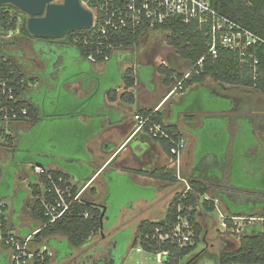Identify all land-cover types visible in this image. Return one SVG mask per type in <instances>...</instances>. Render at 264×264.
<instances>
[{"label": "trees", "instance_id": "obj_1", "mask_svg": "<svg viewBox=\"0 0 264 264\" xmlns=\"http://www.w3.org/2000/svg\"><path fill=\"white\" fill-rule=\"evenodd\" d=\"M210 2L213 8L221 15L238 23L240 26L251 31L264 41V0H210ZM19 15L21 16V21L18 34L9 38L4 37L11 29L13 30L15 28L19 19ZM26 20L27 19L24 14L20 13L14 7L9 5L0 6V35L3 36V38L0 40V76H9L10 72H12V75L16 74L19 80L22 79L24 81L22 85H19L21 98L17 103V108L26 109L27 116L18 120V122L14 123V125H23L33 122V126L30 131H28L26 134L20 135L17 138V142L16 139L11 135H4V142L6 143L5 146L10 147L15 141V145L13 146L15 150L14 159L10 160L6 165H4L7 169L10 166L13 169H10L11 171H7L4 170L3 166L2 172H0V186L2 185L1 180H3L2 183L4 186H11L12 190V184L14 182L13 177L18 167L22 165L32 166L33 170L36 167L35 165H38V167L41 168L42 172L39 175L32 174L29 178V189L31 191V195L33 196V202L30 207V215L39 223V227L37 228L39 232L34 236V242L44 243V246L48 250L41 257H37L35 255L31 264H47L52 258H55V261L57 262L60 256L62 257L60 258V261H62L66 258H69L73 251H80L82 248H84L93 235L104 231L102 222L103 219H106L107 223H113L117 215V206H115V214L113 217H106L109 204L107 198L104 199V205L107 207L106 212L104 210V214L101 217L103 208L94 204L93 201L89 199L95 194V190H88L87 194L82 193L80 198L71 205L69 211L64 216H62L58 221L48 224L47 218L43 217V210L39 200V197L41 196L39 184H42L43 188H47V174L51 175L54 180L61 178L63 182L72 184L74 183L71 182L72 177H74L76 180L91 178L92 169L88 165L76 164L78 161L85 163L89 162L91 157L88 153V156L82 158H62L58 155H47V153L44 152V148L41 150L40 147L44 146V138L47 137L49 133L53 132L51 126H53L56 121L60 119H71L74 121L75 118L80 115L87 116L91 119V123L86 128L81 124L80 125L85 128L87 134L90 130L89 128L93 126V129L90 131V137H94L97 133L95 132L97 130L96 125L99 122L100 116L104 115L99 113L98 109L102 108L104 99L110 103H113L117 100L116 89L118 88L108 90L105 98L102 96L101 105L99 103L97 104V101H95L94 98L90 96L92 99L87 101V104L90 107V104L92 103L93 105V102L95 101L96 104H94V107L96 108V111L79 113L80 115L78 116L71 115L64 118H46L44 114L48 107L53 104L49 102V99H51L49 95V88L39 86L35 91L28 93L31 85L38 84L37 79L26 74L22 70L19 63L13 59L14 57L12 52L9 49L16 45H22L29 42L36 43V45L38 44L36 48L40 50L42 49L40 46L42 44H47L48 47L52 48V45L58 43L67 48H74L77 51V55L83 60L90 59L95 63H105L113 57V50L134 47L147 32L142 30H137L134 32L127 31L123 32L122 34H109L107 37H102L97 34L94 29H86L70 32L63 36V38L61 37L59 40H57V38L32 37L26 30ZM154 31L168 33V37L166 39L167 44L173 48L178 59L183 62L185 70L194 68L197 61L204 57L201 67L195 68V70H197L199 73L197 75H192V77L186 81L187 87L194 84H200L206 78H210L215 83L225 84L235 88L252 89L264 98L263 44L256 45L252 50L257 61L256 69L254 71L253 67L251 66L252 62L249 61L247 63H242L238 54L233 51L219 50L216 58L207 56L208 38L205 35V32L199 30L197 26L192 23L184 24L179 19H172L157 27ZM74 37L77 38L76 42H73ZM72 58L73 57H71V59ZM81 64L82 63L74 66L70 65V67H67L65 70L64 75L60 77V82L56 85L55 89H59L60 92L63 91L64 98H57L56 96L57 102H55V104L59 105L64 103L68 105L71 102H75L72 97H69L70 93L65 91L62 86L66 83L76 80L74 73L75 70L78 69L77 67H80ZM160 72L164 75V84L169 86V89L174 82L172 79L173 75H175L177 79H181L184 74V72L180 71L179 67H177L175 63H171L170 68L161 67ZM135 80L136 76L133 74V71L131 69H127L121 73L120 81L116 83L114 87H118V85L122 83L124 89L127 90L134 86ZM105 87L109 86L106 85ZM103 92L104 91L100 89V93H98L97 96L103 95ZM30 94L32 100L29 98ZM119 98L122 102H133L132 95L127 92L122 93ZM153 111L139 110L138 113L146 115ZM153 120L156 123H161L169 134L181 136L175 127L166 125L162 122L163 115L158 113V111L153 114ZM38 128L40 144L38 142L37 143L39 149L32 150L29 148L28 144L32 135L34 132L36 133ZM55 130L58 131L59 128H56ZM49 137L46 139L51 141V138ZM154 141L160 143L162 152L164 154L171 156L170 148L172 144L169 140L162 139ZM48 148L52 149L53 146H48ZM65 151L68 150L66 149ZM31 154H34L36 158L41 157L45 161L40 163L35 159V157L33 158L32 156H29ZM171 157L174 159L173 156ZM251 158L254 157H248V159ZM65 161L67 164H70L69 167L62 166L64 165L63 162ZM249 161L250 160H248V162ZM232 165V163L230 164L228 162L224 170L222 169V172H219L216 180L209 179L207 177L205 179H200L195 176L196 174L188 175L181 172L182 177L187 181L191 190L186 194L185 198H181L180 193L174 195L167 207L164 219L162 221L153 222L144 220L138 224L136 228V234L139 247L143 251L153 254L167 252V256L162 259L161 264H180L183 259L187 258L193 252L196 244L199 242L202 230L201 226L195 220L197 208L199 206L200 199H202L201 205L208 212L215 210V201L217 203H221L222 206H224L223 208L226 212L224 221L228 229L233 227V218L243 219V221H247L248 219H259V223L250 225L244 230V234L240 236L239 244L236 248L223 251L217 256V264H264V212H262L264 211V194L259 195V193H256L254 190L245 189L243 190V197H248V209H233V205H235L236 202V193L232 191V189L229 187L230 185L228 184L232 174L231 171L234 168ZM257 166L260 167L261 165L259 164ZM9 172L10 175L8 174ZM133 174L170 184L178 182L174 170L168 169L166 167L154 169L150 172H133ZM244 174L250 178H255V176H253L255 174H247L245 170ZM8 177H11L12 180L7 183L6 178ZM85 185L86 182L80 186L74 183L72 185V194L75 195ZM13 192V197H15L17 193L14 189ZM20 193L24 194V196H22L24 201L27 200L29 193L23 191ZM206 195H208L209 198L205 199L204 197H207ZM252 198L255 199L253 200ZM9 199H12L11 193H4L0 197L1 202ZM28 205L29 204H27V206ZM121 206L122 205H119V207ZM0 208L2 211L7 209L5 204H2ZM178 218H184L188 221L191 227L190 231L192 233L191 243L183 247H178L176 243H172L169 240L159 241L158 236L160 234H166L168 231H170L177 224ZM0 232L3 235L8 234L6 231V218L3 214H0ZM57 237H63V240L58 241ZM61 243L66 244L69 253H63L64 255L60 253L61 250L57 248V244ZM0 264H11L10 256L6 251H0Z\"/></svg>", "mask_w": 264, "mask_h": 264}, {"label": "rangeland", "instance_id": "obj_2", "mask_svg": "<svg viewBox=\"0 0 264 264\" xmlns=\"http://www.w3.org/2000/svg\"><path fill=\"white\" fill-rule=\"evenodd\" d=\"M54 3L59 4L61 3V0H55ZM24 16L26 19L28 18L26 15ZM19 20L21 21L20 15ZM167 37V32H150L149 34L143 35L137 45L134 47L113 50L112 56L114 57H112L107 62V70L103 75L97 76L95 73H92L89 69L90 64L87 62H82L80 67H77L78 69L75 70V79L80 83H88V81L96 82L95 85L91 86L89 96L83 99H76V96H74L72 92H68L70 93L69 97H72L75 102H71L68 105L64 103L57 105L55 104V102H57L56 96L57 98L60 97L63 99L64 93L63 91L60 92L59 89L52 88L49 90V95L51 98L49 99V102L53 104L48 107L44 116L46 118L55 119V117L64 118L71 115L78 116L80 115L79 113L96 111V108L94 107V104H96L95 101H97V104H102L101 101L103 95L97 96L98 93H100V89L105 88L106 85L110 87L118 83L120 81L121 73L126 68H128L129 65L131 68H134V66H150L152 67L154 78L157 79L160 76L163 80L164 75L161 74L160 68H170L171 63H176V57L174 56L175 51L167 44ZM59 39L60 38H57V40ZM33 45L34 44L28 42L22 45H16L9 49L14 57L13 59L19 63L22 70L24 72L30 71L31 75H33L34 72L37 73L41 64L37 55L38 53H36V50H34ZM57 53L60 55L62 50L58 49ZM70 54L73 56V58H75L74 60L79 59L77 56V51L74 48L70 49ZM129 62L132 63L129 64ZM71 66H73V64H71ZM94 66L96 67L94 70L100 72L103 69L104 64L97 63V65ZM148 71L149 70L147 69H139L138 77L144 81L149 76ZM185 71L187 70H182V72ZM64 73L65 71L61 73V76H63ZM28 75L30 74L28 73ZM211 84H214V88L220 91V95L228 96L230 99L225 97L221 98L215 94L212 95V92L216 93L214 90L190 92L191 94L183 100L182 107H174V115L176 116L177 113L186 110H197L212 114L210 122L208 120V122H204L206 126L201 131V141L198 146L195 145L196 149L193 150L194 163L197 165V170L199 169L203 171V168L205 167L204 163L207 164V169L211 167L215 169L214 166L216 165V162L220 163L219 165H223L225 158L229 157V163H232V167H234L231 171L232 174L229 179L230 182H228L230 185L229 187L233 192L236 193V202L235 205H233V209L245 210L248 209L249 200L248 197H243V190L249 189L254 190L256 193H259V195L264 194V99L256 91L249 88H232L231 86L225 84L215 82L211 83V81H206L205 85L210 86ZM189 87L186 86L182 92L184 93ZM62 88L64 89V85ZM69 88L76 91L78 96L80 95L76 85L70 86ZM84 89L87 90L86 88ZM137 91L139 90L136 87V92ZM121 92L122 90H120L118 94H121ZM182 92H178L177 95L182 94ZM90 96L94 98L95 101L93 102V105L91 103L89 107L87 101L92 99ZM231 101L235 103V109ZM136 106V102L134 104H126L125 107L127 109V113H133V111L136 109ZM98 110L99 113L102 114L109 113L108 111H100V108ZM163 112H166V109H164ZM218 113L224 114V116H220ZM213 116H215V119L212 118ZM79 119L80 116L76 117L74 121L71 119H60L56 121L53 126L50 125L53 132L49 133L47 137L51 136L49 137L51 138V141L45 137L43 140L44 146L40 147L41 150L44 148V152H46L47 155H58L62 158L65 157L68 159H73L74 157L82 158L88 156L89 152L87 148H91L93 149L97 160L101 162L104 159V157H101V147L106 143L109 144V135L104 134L98 140H96L95 137L91 138L90 131L93 129V126L89 128L90 130L87 134L85 128L80 125L81 122ZM227 119H232L228 125V129L224 125V121H227ZM208 123L211 125L208 126ZM21 128H23L24 131L27 130V124H12L10 125L9 132H5L6 134L4 135L12 134L16 130L21 131ZM56 128H59V130L56 131ZM228 130L230 133H228ZM117 136L118 134H116V137ZM120 140L121 139L117 140V142ZM37 142L40 144L39 128L36 130V133L34 132L32 135L28 144L29 148L32 150L39 149ZM191 143L192 140L188 136V146L186 147H189V144ZM51 145L53 148H48V146ZM131 146L134 147L135 144L133 143ZM66 149L68 151H65ZM6 152L7 150H3L2 153L5 154ZM187 153V148L184 153H181L182 156L184 155L186 160H188ZM29 156H32L33 158L35 157L34 154ZM248 157L254 158L248 159ZM35 159L40 163L45 161L41 157H35ZM247 159L250 161L248 162ZM2 160L5 162L6 156L2 155ZM66 161L63 162L64 165L62 166L69 167L70 164H67ZM259 164L261 165L260 167L257 166ZM10 169L12 170L13 168L10 166L7 169L4 166V170L11 171ZM180 169L183 173L188 172L187 167L183 168V164H180ZM244 170L247 174H255L253 175L255 178L246 176L244 174ZM214 172L215 170L212 172H206V175L208 177H217ZM211 173L214 174L212 175ZM8 174L10 175V172ZM32 174H35L32 166L22 165L18 167L13 177L14 182L12 184V190L11 186L5 187L2 183L3 180H1L2 185L0 186V197L4 193H11L12 198L3 201L7 207L5 211H2L0 208V214H3L6 218L7 232L13 231L9 230V228L11 229L9 225H11L13 219L19 223L21 228H26L35 221V219H33L30 215V207L33 202V196L31 195V191L29 189V178ZM106 177L108 180H110V185L108 186L107 191L103 192L102 200L106 198L108 200L109 205L106 212V217L108 218L113 217L115 214V206H117V215L113 223L105 222L104 232L93 235L88 245H86L80 251H73L69 258L60 261V258L62 257L59 256L57 262L51 259L47 264H82L83 260H85L84 258L88 257L89 255L93 254V256L96 258L100 257V254L98 253V248L100 247L103 248V252H107V249L111 247V242L115 243V249H112L113 264H161L156 261V256L153 253H148L143 250H141L140 253L136 252V249L140 248L136 234V228L138 225L137 222L144 218L147 219V217L151 220L150 216L139 213L141 215L136 217V220H132V224L129 225L130 227L128 226L129 228L123 229V227H126L123 224L125 219L123 213V215H120L121 217L119 219V227H114L116 219L119 216V205H126L131 198L137 199L139 194L149 196L153 192L146 189L138 190L136 187L129 185L126 180H116L111 174H107ZM10 180H12L11 177L6 178L7 183ZM13 189H15L17 193L15 197H13ZM23 190L29 193V197L25 201L22 197L24 194L20 193V191ZM206 196L207 197L205 198H209L208 195ZM252 199L254 200L255 198ZM201 201L202 199H200V203L197 208L195 221L201 226L202 233L193 252L187 258L183 259L180 264H217L216 258L221 252L236 248L239 244L240 236L244 234V230L250 225L259 223V219H256L255 221L234 219L232 221L233 227L228 229L224 221V217L226 215V212L223 208L224 206H222L221 203H217L215 201V210L208 212L202 207ZM2 204L3 203L0 201V207ZM27 204L29 205L27 206ZM12 210L15 211V214L17 212L18 213L15 215L13 212H11ZM127 213L128 212L125 214ZM12 233L14 236L17 235L16 232ZM57 240H63V237H57ZM57 248L61 250L60 253L62 255H64L63 253H69L65 243L57 244ZM85 262L86 264H90L89 260H85Z\"/></svg>", "mask_w": 264, "mask_h": 264}, {"label": "built area", "instance_id": "obj_3", "mask_svg": "<svg viewBox=\"0 0 264 264\" xmlns=\"http://www.w3.org/2000/svg\"><path fill=\"white\" fill-rule=\"evenodd\" d=\"M79 2L93 16L90 29H94L102 37L137 30H142L148 34L156 32L154 30L157 27L169 20L179 19L182 23H192L199 30L205 32L208 38L207 56L216 58L219 50L233 51L238 54L242 63L252 62L251 66L254 71L257 61L252 50L256 45H264V41L257 35L216 11L210 0H79ZM19 25L20 20L18 19L15 28L11 29L4 37L9 38L17 35ZM2 38L3 36L0 35V40ZM76 41L77 38L74 37L73 42ZM203 59L204 57L199 59L194 68L185 71L181 79H177L173 75L174 82L165 96V100L180 91L182 92L186 87V81L192 75L199 73L195 68L201 67ZM23 82L22 79H18L16 74L12 75V72L9 76H0V126L3 129L27 116L26 109L17 108V103L21 98L19 85H22ZM156 111L157 109L150 114L137 113L133 116L134 125L130 138L146 134L154 140L165 139L171 142L170 155L174 157V172L177 181L182 184L181 198H185L191 190L187 181L182 177L180 169V155L185 148V140L181 136L169 134L161 123L154 122L153 114ZM34 172L39 175L42 170L35 167ZM47 181V188H43L42 184H39L41 190L39 200L43 217L47 218L48 224H52L64 216L91 183L88 182L73 195L72 183H65L61 178L54 180L48 174ZM234 219L236 218H233L232 221ZM255 220L248 219V221ZM190 228L186 219L178 218L177 224L166 234H160L158 240H169L176 243L178 247L186 246L191 243ZM38 232L39 230H35L22 239L14 235H3L0 232V251H6L9 254L11 264H31L35 255L41 257L48 250L44 245L37 246L34 242V236ZM141 250V248H137L136 252L140 253ZM155 256L156 261L161 263L162 259L167 256V252L158 253Z\"/></svg>", "mask_w": 264, "mask_h": 264}, {"label": "crops", "instance_id": "obj_4", "mask_svg": "<svg viewBox=\"0 0 264 264\" xmlns=\"http://www.w3.org/2000/svg\"><path fill=\"white\" fill-rule=\"evenodd\" d=\"M174 56L176 57L175 64L177 65V67H179L180 71L185 70L183 66L184 65L183 62H181L178 59L176 54H174ZM78 58L79 59L75 60V62H78V64L82 62L89 63L90 71L92 73H95L97 76L103 75L107 70L106 69L107 62L103 63L104 64L103 69L100 72H97L94 70L96 68L94 65H97V63L91 61L90 59L83 60L82 58H80V56H78ZM131 63L132 62H129V64ZM127 69H131L133 71V74L136 76L135 84L132 88L125 90L123 84L121 83L120 85H118V87L110 86L102 89L104 91L103 97L105 98L108 90L118 88L116 89L117 100L115 102L110 103L109 101L104 99V104L102 105L100 111H106V112L108 111L109 113L100 116L99 122L97 123V130L95 131L97 133L94 136L96 140H98L104 134L109 135L108 137L110 139L108 140L109 144L106 143L101 147L102 150L101 157H104V159L101 162H99L97 160V157L95 156L93 149L87 148L91 157L90 161L86 163L82 161H78L76 162V164L88 165L92 169V175H91L92 177L83 180L80 179L76 180L74 177L71 178V182H74L78 186L82 185L84 182H86V184L88 182H91L89 186L84 190L83 194L86 193L88 190H92V189L95 190V194L92 195L89 199L92 200L94 204L101 206L103 210H105V212L107 206L104 205V201L102 200V197H103V192L107 191L109 185V180L106 177L107 174H111L114 178L118 180H122V181L126 180L129 183V185L136 187V189L138 190L146 189L152 191L153 193L151 195L146 196L139 194L137 196V199L131 198L129 199V202L126 205H122L120 207L119 216L116 219V223L114 227L116 228L119 227V219L121 217L120 215H123L124 213L125 219L123 224L126 227L122 226L123 229L129 228L130 227L129 225L132 224V220L134 221L136 217H139V215H141L139 213H143L146 214L147 216H150L151 220L147 217V219L144 218L142 220H139L137 224H139L141 221L144 220H149L153 222L162 221L164 219L170 201L172 200L174 195L180 193L182 189V184L179 182L170 184V183L156 181L137 174H133V172H150L151 170L162 167H166L168 169L174 170L173 158L162 152L161 145L159 142L152 140L146 134H140L133 138H130L132 128L134 125L133 116L137 114L139 110L153 111L157 109L158 113H161L163 115L162 122L166 125H171L172 127H175L177 131L180 133L181 137L185 140L184 149L185 150L186 148L188 149V153H187L188 160L184 158V155L183 156L182 154L180 155V163L183 164V168L187 167L188 172H186V174L188 175L196 174L195 176H197V178L200 179H205L207 177L209 179L216 180L217 177H213V176L208 177L206 175V172L209 171L212 172L215 170L214 173L218 175L219 172L220 173L222 172V169L224 170V168L227 166L229 162V157H226L224 160L225 162L223 164V167L222 165H219L220 163L216 162V165L214 166L215 169H213V167H211L213 170L211 168L207 169V164L204 163L205 167L203 168V171L197 170V167H195L197 165H195L194 163L193 150L196 149L195 145L198 146V144L201 141V137H200L201 131L206 126L204 122L207 120L210 122L212 114L197 110H186L177 113L175 116L173 111L174 107H182L183 100L188 95L191 94L190 92L214 90L216 91V93L212 92V95L215 94L218 97L221 98L225 97L230 99V97L228 96L220 95V91L214 88L213 86L214 84H211L210 86L205 85L206 81H211V83L214 81H212L210 78H206L202 83L194 84L190 86L184 93L182 92V94L173 95L167 100H165V96L169 91V86L168 87L165 86L164 81L160 76L157 79L154 78L152 67L134 66V68H131L129 65V67L126 68L125 70ZM139 69L149 70L148 71L149 76L144 81L138 77ZM95 83H96L95 81H88V83H80L79 81L76 80L64 84V89L67 92L70 93L72 92L74 96H76V99H83L89 96L90 88L92 85H95ZM74 85L78 87V91L80 92L79 96L77 95L76 91L69 88L70 86H74ZM136 87L139 90L137 92H136ZM84 88H86L87 90H85ZM120 90H122L121 94L127 92L130 95H132L133 102L128 103V102L120 101L119 97L121 94H118ZM135 102L137 103L136 109L133 111V113L131 112L132 114L127 113V109L125 107L126 104H134ZM231 102L233 103L235 109V103L233 101ZM164 109H166V112H163ZM218 114L220 116H224V114H220V113ZM212 118L215 119V116H213ZM79 120L81 122V125L84 126L85 128L91 123V119L84 115H80ZM231 121L232 119H227V121L226 120L224 121V125L227 127V129ZM207 125L209 126L211 124L208 123ZM228 133H230L229 130ZM116 134H118L117 137ZM188 136L189 138H191L192 143L189 144V147H186L188 146L187 145ZM119 139L121 140L117 142V140ZM116 142L117 144L118 143L119 144L117 145ZM133 143L135 144L134 147L131 146V144ZM184 151L182 153H184ZM35 166L38 167V165ZM214 173L211 174L213 175ZM23 192L26 191L23 190ZM1 203L4 204V202ZM11 212L15 214V211L12 210ZM126 212L128 213L125 214ZM12 221L13 222L11 223V225H9L11 229L9 227L8 228L9 230H13V231L8 232V234L13 235L12 232H16L17 234L16 237H19L21 239L26 238L28 235H30L32 232L37 230V228L39 227V223L36 220L26 228L25 227L21 228L19 226V223L16 222L15 219H13ZM102 222L104 228V224L105 222H107V220L103 219ZM103 232L104 231H102V233ZM92 237L89 239L88 243H90ZM36 244L37 246L44 245V243H36ZM52 259L55 261V258Z\"/></svg>", "mask_w": 264, "mask_h": 264}, {"label": "water", "instance_id": "obj_5", "mask_svg": "<svg viewBox=\"0 0 264 264\" xmlns=\"http://www.w3.org/2000/svg\"><path fill=\"white\" fill-rule=\"evenodd\" d=\"M0 0L26 15V30L32 37L61 38L66 34L92 27L93 16L79 0ZM104 214L102 212L101 217ZM102 228V226H101Z\"/></svg>", "mask_w": 264, "mask_h": 264}, {"label": "flooded vegetation", "instance_id": "obj_6", "mask_svg": "<svg viewBox=\"0 0 264 264\" xmlns=\"http://www.w3.org/2000/svg\"><path fill=\"white\" fill-rule=\"evenodd\" d=\"M31 44H34L33 48L34 50H36V53H38L37 55L40 59L41 64L40 67L38 68L37 73L34 72L33 75H31L30 71H25L26 74L29 73L31 76L36 78L38 83L31 85L30 89L28 90V93L31 91H35L39 86L48 87L49 90L55 88L56 85L59 84L60 82L61 73H63V71H65L67 67H70L71 64H73V66L79 65L77 62L74 63L75 58L71 59V57L73 56L69 54L71 49L69 47L67 48L57 43L52 45V48H54L52 49L48 47L47 44L46 45L42 44L40 45L42 49L38 50L36 48L38 44L37 45L36 43H31ZM58 49L62 50V53L60 55L57 53ZM29 98L30 100H32L31 94ZM32 126H33V122H29L27 124V128H26L27 130L24 131L23 128H21V131L16 130L14 133L8 135H11L13 138H15L17 142V138L20 135L26 134L28 131H30ZM9 130L10 128L3 129L0 126V172H2V168L4 165H6L10 160L14 159L15 149L13 148V146L15 145V141L10 147L5 146L6 143L4 142V137H5L4 134H6L5 132H9ZM3 150H7V152L3 154L2 153ZM2 155L6 156L5 162H3L2 160ZM112 249H115V243L111 242V247L107 249V252H103L102 247L98 248L99 251L98 253L100 254V257L96 258L93 255H89L84 259L89 260L90 264H113ZM85 260H83L82 264H86Z\"/></svg>", "mask_w": 264, "mask_h": 264}]
</instances>
